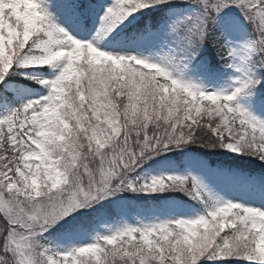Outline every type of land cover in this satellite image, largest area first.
<instances>
[{
    "label": "snow or ice",
    "instance_id": "snow-or-ice-1",
    "mask_svg": "<svg viewBox=\"0 0 264 264\" xmlns=\"http://www.w3.org/2000/svg\"><path fill=\"white\" fill-rule=\"evenodd\" d=\"M170 55L110 54L60 27L45 0H0V83L17 68L51 67L49 93L0 116V264H264V211L213 200L195 176L131 179L141 163L189 144L264 163V119L238 98L264 71V0H183ZM174 0H112L97 37L134 13ZM72 14L91 4L70 0ZM239 12L253 35L238 48L227 32ZM205 43L240 75L229 90H205L181 71ZM179 191L208 202L195 219L118 228L57 248L45 238L72 213L118 192Z\"/></svg>",
    "mask_w": 264,
    "mask_h": 264
},
{
    "label": "rangeland",
    "instance_id": "rangeland-1",
    "mask_svg": "<svg viewBox=\"0 0 264 264\" xmlns=\"http://www.w3.org/2000/svg\"><path fill=\"white\" fill-rule=\"evenodd\" d=\"M68 3H70V0H45V5L48 11L52 14L54 21L75 39L91 42L94 46L98 47V49L110 54L146 56L151 57L153 60L158 59L161 56L170 55L174 51L173 46H170V43H168L170 39L173 38L177 40V43L179 42V37L175 33H171L170 35L168 34L171 32V24L182 17L192 15L194 13L193 6L184 3L183 0H174L173 5L171 6L161 5V8L166 9L162 11L164 12V25L160 28L159 32L151 33L147 36L143 43L135 44L124 40L123 35L126 32L125 30L136 25V23L144 16L156 14L157 10L159 11L157 7L144 9L141 12L134 13L109 35L103 38H98L97 30L100 27V17L103 15L105 7L112 3V0H102L97 4H92L90 10L86 14H72L66 7ZM179 4H182L183 7H174ZM86 20L94 22V30L89 31L88 27L85 28L84 24L86 23ZM228 20L229 24L226 30L239 48L243 42L248 40L253 35L251 26L244 21L243 16L239 12L228 14ZM176 37L178 39H176ZM194 61L195 60L193 58L188 62V66L182 69L181 77L187 81L199 84L205 90L230 91L235 86L234 81L237 76L240 75L233 68L227 66L228 68L225 67V76L218 77L217 75H213L209 77L203 70H197L201 69L203 66L199 65V63L194 64ZM43 68L48 70V76H44V72L42 71ZM43 68H17L14 74L17 76L16 78L20 80L22 79L23 82H18L19 85H15L13 82L8 81L0 83V85L3 84L7 93L10 94V97H12L11 103H2L0 100V116H3L12 108L18 107L21 103H26L30 100H37L48 95L49 87L47 85L40 84L38 81L53 79L57 70H54L51 67ZM261 81L262 82L259 84V87L256 85L254 88L250 89L249 93L240 96L238 98V102L242 105V107L248 109L254 115L264 119V97L261 96V86L264 85V81ZM176 150H182V148ZM172 151L165 152L164 154L168 157L172 154ZM230 153L237 156V154L233 152ZM160 155H163V153ZM158 156L159 155L154 156L141 163V165L150 163L148 166L143 167V170L140 173L141 177H139V180L141 182L148 181L153 177L167 175L195 176L205 186L209 196L213 200L231 201L242 204L246 207H254L264 211L263 177L257 178L256 176L248 177L247 175L225 174L219 169L211 168L207 165V163L205 164L204 162L194 158H189V160L184 163L183 169L175 167L170 169L165 165L162 166L157 161L160 159ZM137 168L134 171H136ZM170 192L173 194H175V192L177 194L181 193L179 191ZM121 193L122 192H118L117 194ZM133 193L140 194L138 192ZM152 194L154 193L146 195L148 196ZM116 195L109 196L105 199H115L114 197ZM207 205V201H200L199 207H195L191 202L190 205H180L177 201H175L163 213L154 211L145 215L137 213V215L133 216L131 213L124 210H122V212L116 211L118 213L117 216H120V218L116 221L113 219L112 223L93 221L90 230L81 231L75 234L71 233L70 235L66 234L64 238H60L55 241L52 238L49 239L53 241V246L57 248L79 246L92 242L97 235L109 234L110 232L126 225L138 227L174 219H195L200 215H204L209 210ZM86 208L72 213L69 217H66L50 229L48 233H45L44 235L47 241V235L53 232L51 230L58 229L61 225L69 223L72 219L80 216V213L84 212ZM235 263L245 264L243 261H237ZM202 264H206V262H202Z\"/></svg>",
    "mask_w": 264,
    "mask_h": 264
},
{
    "label": "trees",
    "instance_id": "trees-1",
    "mask_svg": "<svg viewBox=\"0 0 264 264\" xmlns=\"http://www.w3.org/2000/svg\"><path fill=\"white\" fill-rule=\"evenodd\" d=\"M159 11L157 14H151L148 18H144L142 22H140L136 27L130 29L129 31L125 32V38L130 41H139L142 40V38L146 37L149 33L157 32V29L161 26V24L164 22V19L160 15V11L166 10L161 8L160 6H157ZM172 32H169L170 35ZM176 39H178L176 37ZM173 42L175 44L177 43V40L173 39ZM218 55L216 52V49L212 46L211 43H205L204 46L201 48L198 55L194 58V63H199V65L203 66V69L206 70L209 74H212L215 72L216 68L218 67L217 61H218ZM13 74H10L9 77L6 78L7 81H13L15 83H18V80L15 76H12ZM258 78L264 81V71L257 73ZM259 87V86H258ZM259 89V88H257ZM260 90V89H259ZM10 95L7 93V91L4 89L2 85H0V100L11 102ZM160 160L158 161L162 166L165 165L168 168H177V167H183L184 163H186L189 158H198L199 160L203 161L204 163L209 164L213 167H219L220 169H225V171L229 172H241V173H253L256 171H262L264 172V163L260 162L259 160L247 156V155H239L237 157L233 156L232 154L225 153L222 148H208V147H201L199 145L195 144H189L182 148V150H176L173 149L172 154L170 156H166L164 153L163 155H159ZM259 162V163H258ZM150 163L146 164H140V168L143 169V167L148 166ZM157 165V164H154ZM155 167V166H154ZM136 170V173H139L140 171ZM174 197H177L178 199L184 200L180 197L179 194L175 193L173 195ZM119 200L118 198L113 200L111 204H105L102 206L101 204L92 205V207H88L84 210V212L80 213V216H77L76 218L72 219L69 223L65 224L64 227L55 229L51 234L49 235V238H52L53 240L60 239L63 237L64 234L70 233V232H77L81 229H90L91 228V222L94 219L101 220V218L105 219H111L113 216H115L114 208L117 209H126L130 212H137L142 211L146 212L149 210H160L163 209L166 205H170L169 201L170 199L167 198H161V202H143V204L132 200L131 198L122 197ZM185 203V201H182ZM101 206V207H100ZM92 210V211H90ZM50 240V239H49Z\"/></svg>",
    "mask_w": 264,
    "mask_h": 264
}]
</instances>
